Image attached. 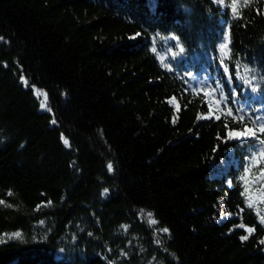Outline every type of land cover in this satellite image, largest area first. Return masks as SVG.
<instances>
[{"label": "trees", "instance_id": "1", "mask_svg": "<svg viewBox=\"0 0 264 264\" xmlns=\"http://www.w3.org/2000/svg\"><path fill=\"white\" fill-rule=\"evenodd\" d=\"M235 1L0 0V264H264V0Z\"/></svg>", "mask_w": 264, "mask_h": 264}, {"label": "snow or ice", "instance_id": "2", "mask_svg": "<svg viewBox=\"0 0 264 264\" xmlns=\"http://www.w3.org/2000/svg\"><path fill=\"white\" fill-rule=\"evenodd\" d=\"M232 10H233V12H235V10H236L235 4H233ZM172 40L173 41H176V37L173 36L172 37ZM176 46L178 47V53L179 54L184 53V47L182 45H180L178 41H177ZM153 51H155V49H153ZM221 52H223V49H221ZM178 53H175L174 52L173 53V56H176ZM225 71L227 72V69H225ZM229 115H231V110H229ZM217 119H219V117H217ZM259 131L261 133H264V125H262L260 127ZM255 135H256V129L255 128H251V129L250 128H245L243 131H237V132L229 131V133H228V139H230V140L231 139H239L241 137H248V136L254 137ZM65 143H67V141H65ZM260 143L262 145H264V140H261ZM261 155L264 156V150H262ZM259 162L260 161L257 158H255V156H253V159L251 161V164L254 166V165H257ZM107 167H108V170L109 171L112 170V164L111 163H109L107 165ZM247 171L248 170L246 169V175H247ZM257 179L258 180L264 179V169H261L260 170V175H259V177H257ZM246 191H247V189H246ZM106 193H107V189H105V194ZM248 207H252V203L251 202H249ZM148 216H149V223L155 224L156 221L153 220V219H151V213H149ZM261 223L264 224V217L261 218ZM240 227L243 228L244 226L243 225H240ZM163 231L167 232L168 229L165 228V229H163ZM247 231L250 233V232H252V229L251 228H248ZM19 235H20L19 233H15L14 234V236L17 237V238L19 237ZM240 238L242 240H245V239H247V236H241Z\"/></svg>", "mask_w": 264, "mask_h": 264}, {"label": "rangeland", "instance_id": "3", "mask_svg": "<svg viewBox=\"0 0 264 264\" xmlns=\"http://www.w3.org/2000/svg\"><path fill=\"white\" fill-rule=\"evenodd\" d=\"M216 1L218 3H220L222 0H216ZM239 3L240 2L238 0L235 1V5H238ZM149 6L151 8H154L155 7V0H149ZM227 48H228L227 44L226 45H223L222 44L221 47H220V49H223V53L224 54H226ZM168 53L171 54L172 52L168 51ZM166 57H167V54H165V55L162 56L163 59L166 58ZM263 150H264V148H263ZM255 194H254L255 195V198H258L260 195H261L262 199L264 197V191H259V192L255 193Z\"/></svg>", "mask_w": 264, "mask_h": 264}]
</instances>
